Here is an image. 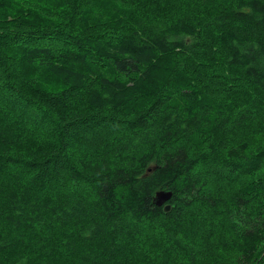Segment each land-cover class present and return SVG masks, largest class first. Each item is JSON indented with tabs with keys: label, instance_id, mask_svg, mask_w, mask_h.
<instances>
[{
	"label": "trees",
	"instance_id": "trees-1",
	"mask_svg": "<svg viewBox=\"0 0 264 264\" xmlns=\"http://www.w3.org/2000/svg\"><path fill=\"white\" fill-rule=\"evenodd\" d=\"M10 1L0 264H263L264 0Z\"/></svg>",
	"mask_w": 264,
	"mask_h": 264
},
{
	"label": "water",
	"instance_id": "water-1",
	"mask_svg": "<svg viewBox=\"0 0 264 264\" xmlns=\"http://www.w3.org/2000/svg\"><path fill=\"white\" fill-rule=\"evenodd\" d=\"M155 168V166H154ZM152 167L148 168V171H151ZM173 197V191L169 189H160L156 192L154 197V203L157 206H162L164 210L170 211L172 209V202H170L171 198ZM264 264V263H263Z\"/></svg>",
	"mask_w": 264,
	"mask_h": 264
},
{
	"label": "bare ground",
	"instance_id": "bare-ground-1",
	"mask_svg": "<svg viewBox=\"0 0 264 264\" xmlns=\"http://www.w3.org/2000/svg\"><path fill=\"white\" fill-rule=\"evenodd\" d=\"M10 1V0H9ZM12 1V0H11ZM10 1V2H11ZM12 3V2H11ZM11 6V5H10ZM188 42V41H187ZM171 49V48H170ZM170 52V51H169ZM153 55V54H152ZM152 55H150V56H152ZM170 55V54H169ZM35 60V59H34ZM86 64V63H85ZM87 65V64H86ZM144 65V64H143ZM87 67V66H86ZM105 67H107V66H105ZM145 67V66H144ZM142 68V67H141ZM194 68V67H193ZM116 69V68H115ZM125 70V69H124ZM139 71H140V69H139ZM103 72V71H102ZM117 72V71H116ZM134 72H135V70H134ZM108 73V72H107ZM121 73V72H120ZM130 73H132V72H130ZM136 73H137V71H136ZM99 74V73H98ZM123 74V73H122ZM122 74L121 75H119V76H121L122 77ZM134 75V74H133ZM105 76V75H104ZM110 76V75H109ZM117 76V75H116ZM127 76V75H126ZM108 77V76H107ZM131 77H133V76H131ZM111 78V77H110ZM123 78V77H122ZM30 79V78H29ZM112 79V78H111ZM120 79V78H119ZM132 80V79H131ZM34 81H36V80H34ZM118 81V80H117ZM134 81V80H133ZM114 85V84H113ZM109 88V87H108ZM99 89V88H98ZM200 97V96H199ZM43 99V98H42ZM42 101V100H41ZM40 101V102H41ZM170 102V101H169ZM168 103V102H167ZM34 122V121H33ZM72 195V194H71ZM69 196V195H68ZM70 197V196H69ZM72 198V197H71ZM73 199V198H72ZM59 203V202H58ZM62 207V206H61ZM57 208V207H56ZM66 208V207H65ZM15 211H17V210H15ZM53 212V211H52ZM59 211H57V213H58ZM54 213V212H53ZM60 213V212H59ZM18 214V213H17ZM52 215V214H51ZM61 215H62V213H61ZM60 218V217H59ZM12 221V220H11ZM9 238V237H8ZM2 239H4V238H2ZM10 239V238H9ZM4 240H6V238L4 239ZM11 240V239H10ZM8 242L9 243H11L9 240H8ZM2 244H3V242H2ZM5 244V243H4ZM6 244H7V242H6ZM89 251V250H88ZM6 253V252H5ZM78 254V253H77Z\"/></svg>",
	"mask_w": 264,
	"mask_h": 264
},
{
	"label": "rangeland",
	"instance_id": "rangeland-1",
	"mask_svg": "<svg viewBox=\"0 0 264 264\" xmlns=\"http://www.w3.org/2000/svg\"><path fill=\"white\" fill-rule=\"evenodd\" d=\"M21 1H30V0H21ZM15 2H19V0H16Z\"/></svg>",
	"mask_w": 264,
	"mask_h": 264
}]
</instances>
